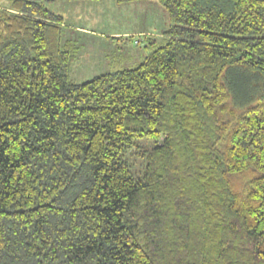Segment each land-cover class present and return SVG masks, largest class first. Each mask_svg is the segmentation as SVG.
<instances>
[{"label": "trees", "instance_id": "16d2710c", "mask_svg": "<svg viewBox=\"0 0 264 264\" xmlns=\"http://www.w3.org/2000/svg\"><path fill=\"white\" fill-rule=\"evenodd\" d=\"M8 1L0 264H264V0H157L161 43L82 83L53 0Z\"/></svg>", "mask_w": 264, "mask_h": 264}, {"label": "rangeland", "instance_id": "374dc122", "mask_svg": "<svg viewBox=\"0 0 264 264\" xmlns=\"http://www.w3.org/2000/svg\"><path fill=\"white\" fill-rule=\"evenodd\" d=\"M8 4L0 0V8ZM43 4L63 18L64 38L67 35L79 46L70 73L74 83L138 66L144 60V46L151 39L160 44L171 24L157 0H53Z\"/></svg>", "mask_w": 264, "mask_h": 264}]
</instances>
